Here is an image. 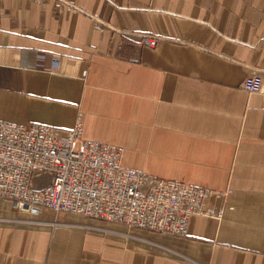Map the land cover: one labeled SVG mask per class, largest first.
<instances>
[{
  "label": "crops",
  "instance_id": "1",
  "mask_svg": "<svg viewBox=\"0 0 264 264\" xmlns=\"http://www.w3.org/2000/svg\"><path fill=\"white\" fill-rule=\"evenodd\" d=\"M254 74L264 83V0H0L1 121L81 118L124 167L224 208L179 238L0 200V264H264V90L241 87Z\"/></svg>",
  "mask_w": 264,
  "mask_h": 264
},
{
  "label": "built area",
  "instance_id": "2",
  "mask_svg": "<svg viewBox=\"0 0 264 264\" xmlns=\"http://www.w3.org/2000/svg\"><path fill=\"white\" fill-rule=\"evenodd\" d=\"M157 42L144 37L141 44ZM241 87L258 95L264 83L254 74ZM123 154L120 146L84 139L81 118L67 131L0 120V200L14 211L71 215L179 238L187 236L192 216L222 219L224 208L209 205L212 190L128 169ZM41 176L50 182L38 189Z\"/></svg>",
  "mask_w": 264,
  "mask_h": 264
},
{
  "label": "rangeland",
  "instance_id": "3",
  "mask_svg": "<svg viewBox=\"0 0 264 264\" xmlns=\"http://www.w3.org/2000/svg\"><path fill=\"white\" fill-rule=\"evenodd\" d=\"M22 213H24V214H25L26 212H22ZM22 213H21V214H22ZM26 214H29V213H26Z\"/></svg>",
  "mask_w": 264,
  "mask_h": 264
}]
</instances>
